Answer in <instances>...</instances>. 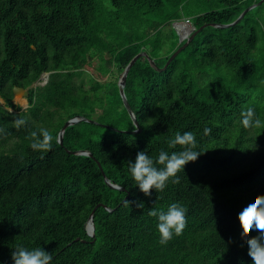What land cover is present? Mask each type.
Wrapping results in <instances>:
<instances>
[{
    "label": "trees",
    "instance_id": "trees-1",
    "mask_svg": "<svg viewBox=\"0 0 264 264\" xmlns=\"http://www.w3.org/2000/svg\"><path fill=\"white\" fill-rule=\"evenodd\" d=\"M261 1L0 0V260L18 244L44 246L53 264L247 260L237 210L264 193V124L242 128L239 113L252 102L264 119V3L235 26L215 25ZM183 20L206 27L161 71L186 43L174 27ZM143 52L157 68L143 57L128 75L142 129L134 133L119 82ZM45 73L48 83L35 86ZM16 87L30 91L27 110L15 102ZM76 117L86 120L66 130L62 145L60 132ZM41 128L52 147L33 151L30 134ZM178 131H193L205 153L179 184L148 199L133 189L128 160L139 150L178 151L167 143ZM174 202L186 207L187 227L161 246L149 211ZM93 213L95 237L87 231Z\"/></svg>",
    "mask_w": 264,
    "mask_h": 264
},
{
    "label": "clouds",
    "instance_id": "clouds-1",
    "mask_svg": "<svg viewBox=\"0 0 264 264\" xmlns=\"http://www.w3.org/2000/svg\"><path fill=\"white\" fill-rule=\"evenodd\" d=\"M260 83L264 84V80ZM16 123L19 126L26 122L17 120ZM239 124L242 128L264 124V119L254 103L249 102L246 107L242 106ZM210 132L211 129L207 127L203 130L204 135ZM30 135V147L33 151L44 152L51 149L54 137L48 129L41 128L39 131H32ZM167 143L169 149H176L177 146L180 148L178 151L161 149L155 156L145 150H139L134 158L128 160L127 172L133 189L148 199L153 197V193L157 199V194L163 193L169 184H179L180 173L185 172L186 165L196 162L205 153L198 147L197 137L193 131H178ZM123 203L124 206L131 204L136 209H143L145 205V201L140 199H126ZM237 211L242 234L241 242L246 245L248 257L247 260L243 256L237 257V264H264V193L249 196L239 205ZM149 215L156 218L158 243L161 246H167L171 240L182 236L187 227V209L180 202L169 204L166 210L152 208ZM229 235L233 239L237 238L235 232H230ZM53 262L52 252L47 251L44 246L28 247L23 244L10 248L8 261L0 260V264H53Z\"/></svg>",
    "mask_w": 264,
    "mask_h": 264
},
{
    "label": "water",
    "instance_id": "water-1",
    "mask_svg": "<svg viewBox=\"0 0 264 264\" xmlns=\"http://www.w3.org/2000/svg\"><path fill=\"white\" fill-rule=\"evenodd\" d=\"M264 3V0H262L260 3L258 4H254L252 6H250L249 8H247L242 14L241 16L234 22V23H231V24H227V25H215L216 27H220V28H228V27H232V26H235L237 24H239L244 18L245 16L250 12L252 11L253 9L257 8L258 6L262 5ZM180 24H185V22H181ZM175 25V24H174ZM206 26H204L203 28H201L199 31L196 30V27H194V33L192 34L191 38H187V37H183L181 32L179 31V29L177 28L176 26V30L180 36V42L183 43L186 41V43L179 49L177 50L173 56L170 58V60L168 61V63L166 64L165 68L164 69H161V71L163 70H166L169 65L171 64V62L184 50L186 49L189 44L192 42V40L196 37V35L205 28ZM143 57H146L149 59V61L151 62L152 66H154L155 68H157V64L156 62L151 59L149 57V55L146 53V52H143V53H140L138 56H136L132 62L129 64V66L127 67V69L125 70L124 74L122 75L121 79H120V82H119V86H120V91H121V95H122V98L124 100V103H125V106L126 108L128 109L133 121H134V124L136 126V130L134 131V133H138V132H141L142 129L140 127V124H139V121L134 113V111L132 110L131 106H130V103L128 101V98L126 96V85H127V79H128V75L131 71V69L134 67V65L137 63V61L140 59V58H143ZM49 78H50V73H45L43 74V76L41 77V83L44 81L45 83L43 84L46 85L49 81ZM20 92H23L27 98H29L30 96V91L29 89H24V88H19V87H16L14 89V93H15V96H17L18 93ZM83 120H86L85 118L83 117H76V118H73L71 120H69L64 128L61 130L60 132V136H59V141L60 143L63 145L64 144V134L66 132V130L72 126V125H75ZM78 154H84V155H89V156H93L91 153H88V152H79ZM107 182L110 184V186L114 187V188H120L116 185H113L112 183H110L108 180ZM95 230H96V226H95V221H94V213L92 214L90 220H89V223H88V227H87V231H88V234L92 237H95Z\"/></svg>",
    "mask_w": 264,
    "mask_h": 264
},
{
    "label": "rangeland",
    "instance_id": "rangeland-1",
    "mask_svg": "<svg viewBox=\"0 0 264 264\" xmlns=\"http://www.w3.org/2000/svg\"><path fill=\"white\" fill-rule=\"evenodd\" d=\"M184 21H186V20H183L181 22H184ZM181 22L174 23L175 24L174 27L176 28V26H177V28H178ZM178 23H179V25H178ZM190 27L192 28V31L187 36L188 39L191 38L192 34L195 32L194 29H193L195 26L191 24ZM92 63H93L94 68L98 66L97 60H94ZM88 73L91 75L92 72L89 71ZM86 79H88V81H89L90 80V76L89 77L86 76ZM44 83H45L44 81L42 83L40 81L37 84H35V86H43ZM88 87H90V85H88ZM15 102L17 104L21 105L25 110H27L29 108V100H28L27 96L23 92H20V93L17 94V96L15 98ZM0 103L3 104V105L5 104L4 100L1 97H0Z\"/></svg>",
    "mask_w": 264,
    "mask_h": 264
},
{
    "label": "bare ground",
    "instance_id": "bare-ground-1",
    "mask_svg": "<svg viewBox=\"0 0 264 264\" xmlns=\"http://www.w3.org/2000/svg\"><path fill=\"white\" fill-rule=\"evenodd\" d=\"M178 29L181 32L183 37H187L192 31V28L188 26L187 24H180Z\"/></svg>",
    "mask_w": 264,
    "mask_h": 264
},
{
    "label": "built area",
    "instance_id": "built-area-1",
    "mask_svg": "<svg viewBox=\"0 0 264 264\" xmlns=\"http://www.w3.org/2000/svg\"><path fill=\"white\" fill-rule=\"evenodd\" d=\"M185 22V24H187L188 26H191V24H192V22L190 21V20H186V21H184ZM178 25H179V23H178ZM193 25V24H192Z\"/></svg>",
    "mask_w": 264,
    "mask_h": 264
}]
</instances>
